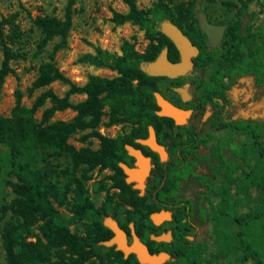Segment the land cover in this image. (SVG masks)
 Returning a JSON list of instances; mask_svg holds the SVG:
<instances>
[{"label":"trees","instance_id":"16d2710c","mask_svg":"<svg viewBox=\"0 0 264 264\" xmlns=\"http://www.w3.org/2000/svg\"><path fill=\"white\" fill-rule=\"evenodd\" d=\"M76 2L68 1L62 18L38 17L33 23L38 34L33 43L34 56L39 62L36 79L27 93L32 95L36 90L60 82L68 86L64 96L59 97L47 89L36 97L31 108H26L22 105V93L16 91L10 117H0V148L5 149L4 156L0 153V167L6 165L9 170L10 157V165L17 176L16 183L9 179L3 181L6 188H11L14 198L10 203L4 200L0 204V246L6 264H113L110 258L118 264H139L134 255L124 258L114 247L101 245L112 235L103 225V220L113 217V197L108 195L102 208L96 209L84 182L95 169H110L115 172L109 177L113 186L127 197L129 206H142L145 199L131 184H126L119 167V163H123L122 155H126L125 146L140 148L134 140L145 138L149 127H154L153 120L158 118L154 113L157 109L154 93L157 92L155 83L158 78L143 73L140 65L153 61L165 47L169 57L177 58L178 52L172 42L157 30L159 22L169 20L180 29L186 23L190 32H198L197 22L191 8L178 10L183 16L176 17L172 9L163 4H155L145 11L137 6L136 0H123L127 12L113 11L111 21L115 25L130 23L143 31L149 41L146 51L137 52L126 40L120 46V55L95 47L93 53L83 54L80 62L110 69L117 76L89 75L86 82L79 86L60 71L55 61L56 53L67 48ZM185 33L193 39L189 32ZM54 41L52 50L47 53V47ZM28 46L29 37L18 22V13L1 16L0 89L5 78L14 73L11 64L25 58ZM197 61L198 58L195 59ZM246 68L243 66V70ZM72 95H85V99L73 104L70 102ZM46 101L50 107L44 109L41 121L37 122L35 113ZM106 107L108 111L105 113ZM68 109L76 113L72 121L50 122L56 112ZM104 114L107 116L105 127L124 123L137 127L126 137L104 136L98 131ZM250 129L251 136L247 139L237 140L236 143L232 140L220 141L214 156L222 161L216 171L221 175V184L214 188L212 184L205 183L208 190L220 198L213 214L205 219L212 225L215 256L220 259L234 253L235 264H264V129L256 124ZM86 130L89 132L81 140L95 138L99 147L75 150L68 144V139L77 131ZM226 145L229 146L232 161H226L220 155V150ZM31 148H41L56 158L69 160L70 168L63 172L67 178L65 189L73 187L69 218L63 219L54 208L53 200L57 199L59 188L55 183L48 182L47 174L36 167ZM77 173H80L79 176ZM232 191L248 199L245 211L236 210ZM130 220L135 222L136 218L131 217ZM82 221L90 225L85 237L69 231L71 225ZM39 222H42L39 229L46 243L39 238L28 242L32 227ZM101 249L108 251L105 257H101ZM174 249L175 252L164 264H203L201 256L205 246L176 241ZM94 258L97 261H92Z\"/></svg>","mask_w":264,"mask_h":264},{"label":"flooded vegetation","instance_id":"af4514ba","mask_svg":"<svg viewBox=\"0 0 264 264\" xmlns=\"http://www.w3.org/2000/svg\"><path fill=\"white\" fill-rule=\"evenodd\" d=\"M195 8L196 5L192 12L198 32H190L184 27L181 29L185 35V32L191 34L193 39L186 36L198 49L197 56L192 58L191 69L176 78L156 77L155 84L158 87L160 81L166 82L165 86L157 88V92L173 106L189 112V115L182 125H176L173 119L156 115L160 111L156 104L154 113L158 118L153 120L152 128L155 142L164 149V159L149 147L139 144V139L134 140L140 145V148H134L149 158L151 167L144 181L143 195H140L145 199L142 206H128L133 211L145 210L148 219L142 224L137 219L125 224L116 218L115 211L113 217H106L113 219L126 233L128 244L132 243V225L151 254L164 252L169 259L171 253L175 252L176 241L185 245H202L196 243L194 236L192 239L190 236L199 224L207 223L206 209L202 204L218 197L208 190L205 183L216 188L221 178L216 171L222 161L214 156L220 141L232 140L236 143L251 136L250 127L253 124L264 126V34L249 27L247 4L227 5L218 13L202 6L195 12ZM197 12L203 13L207 24L214 28V33L219 37L216 44L213 45L209 35L200 29ZM167 57L172 63L180 60L179 53L177 58L169 57V54ZM243 66L247 67L246 70H243ZM205 125H208L209 133L204 131ZM215 133L220 136L206 154L205 146L210 135ZM147 137L148 134L140 139ZM220 155L226 161H232L228 145L220 150ZM122 158L124 164L134 167L135 159L127 151ZM201 168L204 169L203 173L199 172ZM136 184L131 183L132 186ZM185 186L190 187L191 192H186ZM137 191L139 195L140 191ZM161 211L168 212L170 218L155 225L150 215ZM153 236L166 240L158 242L153 240Z\"/></svg>","mask_w":264,"mask_h":264},{"label":"rangeland","instance_id":"374dc122","mask_svg":"<svg viewBox=\"0 0 264 264\" xmlns=\"http://www.w3.org/2000/svg\"><path fill=\"white\" fill-rule=\"evenodd\" d=\"M68 1L69 0H0V18L1 16L18 13V22L26 36L29 37L27 55L23 60L11 64L14 73L5 78L0 89V117H10L11 111L15 106L16 91L22 93V105L26 108H31L36 97L47 89L52 90L59 97H63L67 91V85L54 82L47 88L34 91L32 95H28L27 93L28 88L31 87L33 81L36 79L37 65L39 62L34 56L35 46L33 43L37 39L38 34L33 23L38 17L49 16L62 18ZM241 2L247 4L248 7L250 15L249 27L261 35L264 34V0H136L137 6L145 11L151 9L155 4L166 5L172 9L176 17L183 16L182 13H178V10L188 8L192 10L194 5L202 6L213 13H218V11L225 9L227 5L237 6ZM127 10L128 8L123 0H77L73 7V24L68 35L67 48L58 51L55 56L56 65L73 83L82 86L89 75H98L107 78L117 76V73L110 69L96 68L80 62L79 58L85 53H93L95 47H99L111 54L120 55V46L122 42L126 40L134 46L137 52L143 53L146 51L149 41L146 39L143 31L130 23L115 25L111 21L113 11L125 13ZM246 22L247 20L244 21V25ZM182 25L188 30V25L186 23ZM54 43L55 41L49 44L47 53L52 50ZM1 61L2 54L0 51V64ZM251 80L252 79H250V81ZM165 84L166 82L160 81L156 88H162ZM84 99L85 95H72L70 97V102L76 104ZM48 107H50V103L46 101L44 106L37 110L35 113L37 122L41 121L42 112ZM104 111L106 113L108 108L106 107ZM75 116L76 113L68 109L56 112L50 119V122H70ZM262 120L264 121V117ZM106 121L107 116L104 114L98 131L102 135L112 138L118 136L126 137L133 128L137 127V125L128 123L105 127L104 123ZM208 129V125H205L204 131L208 132ZM262 129H264V126ZM88 132V130L77 131L68 139V144L75 150L85 147L97 149L99 147V141L97 139L89 138L85 141L81 140ZM219 136L220 134L216 133L210 135V139L205 146L204 152L206 154H208V150ZM30 151L36 159V167L47 174L48 182L55 183L59 188L58 197L53 200L54 208L63 219L69 218L71 216L70 208L73 198V187H70L68 190L65 189L67 178L63 173L65 169L70 168L69 160L64 157L56 158L52 156L51 152L41 148H31ZM1 152L3 153L2 156H4L5 149L2 147L0 148V153ZM0 168V204L4 200L10 203L14 198V194L11 192V188H6L3 183L6 179H9L12 183L17 182L16 173L10 165V157L9 170L6 165ZM199 172L203 173L204 169L201 168ZM79 174L80 173H77L76 175L79 176ZM112 175L113 172L111 171H98V169L89 173L88 179L84 183L93 206L100 210L106 201V197L109 195L113 197V208L116 213V218L121 222L126 224V221H129L131 217H136L137 222L141 224L144 223V220L148 219V213L143 209L133 211L128 206L127 197L113 186V181L109 178ZM220 184L221 179H218L216 187H219ZM184 190L186 192H191L192 189L185 186ZM232 198L238 212L247 209L249 201L246 197L232 191ZM219 203L220 198L217 197L212 198L210 201H206L202 206L206 209L207 215L211 216ZM40 225H42V222L32 227V234L27 238L28 242H35L37 238H39L43 243H46L39 229ZM88 226L90 225L87 222H78L71 225L69 231L80 237H85ZM193 236L197 244H202L206 247L205 252L201 256L203 264H235L234 253L226 258H216L215 239L210 222L199 224L194 230V233L190 236V239H192ZM107 252L106 249H101V257H105ZM110 259L113 264H118L113 258ZM92 261H97V259L94 258ZM0 264H6L1 246Z\"/></svg>","mask_w":264,"mask_h":264},{"label":"water","instance_id":"95a60500","mask_svg":"<svg viewBox=\"0 0 264 264\" xmlns=\"http://www.w3.org/2000/svg\"><path fill=\"white\" fill-rule=\"evenodd\" d=\"M199 10L197 5L195 12ZM196 18L199 22L200 29L209 35L210 42L214 45L217 42V35L214 33V28L209 26L206 22L205 16L201 12H197ZM157 30L166 36L174 45L179 53V62L172 63L168 60L167 54L168 49L165 47L161 50L159 55L149 62H143L140 65V70L150 77H167L176 78L185 75L192 67V58L198 54V49L194 46L189 38L177 27L174 23L169 20H163L157 24ZM179 92H181L179 90ZM155 101L160 111L156 112L157 116L171 118L175 121L176 125H182L185 119L188 117L189 112L182 111L177 107L166 101L158 92L154 93ZM137 142L141 145L149 147L152 151L157 152L161 159H164V149L155 142L154 130L152 127L148 129L147 139H139ZM125 149L127 154L135 159L134 167H128L124 163H119V167L123 170L126 176V183L133 185L134 190H139L140 194L143 195L144 181L149 175L150 160L145 157L139 149L126 145ZM170 218L169 213L161 211L160 213H153L150 215L151 221L157 225L163 220ZM103 225L108 228L113 236L107 240L101 242L105 247L115 246L117 251H120L124 258L129 255H134L139 264H164L168 261L169 255L164 252L158 254H151L145 244H143L139 237L134 232V228L131 225V236L132 243L128 244L126 233L118 226V224L110 218H105ZM155 241H164V237H152Z\"/></svg>","mask_w":264,"mask_h":264}]
</instances>
